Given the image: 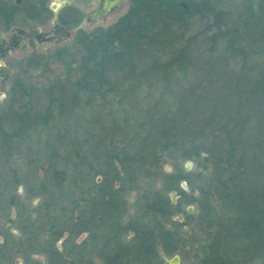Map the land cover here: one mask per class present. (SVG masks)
<instances>
[{"label": "trees", "instance_id": "obj_1", "mask_svg": "<svg viewBox=\"0 0 264 264\" xmlns=\"http://www.w3.org/2000/svg\"><path fill=\"white\" fill-rule=\"evenodd\" d=\"M129 3L128 12L108 28L96 30L94 35L74 37L72 44L79 56L74 57L72 63L78 78L71 83L69 92L73 99L66 105L76 109L84 96L87 105L100 98L109 107L122 106L127 95L144 99L145 103L152 96L145 111L156 115L159 125L154 127L153 117L151 121H139L136 132L119 134L120 141L112 140L117 133L114 127L106 128L99 138L100 151L91 147L85 150L82 143L75 145L78 151L72 152L75 158L72 166L66 165L69 172L68 169L55 170L54 175L60 174L61 179L69 180L103 172L118 176L113 164L118 161L127 181H132L133 177H152L155 184L157 180L160 182V187L147 192L161 193L175 187L173 174L166 173L163 168L169 163L168 156H173L177 162L198 160L203 154V161L213 166L210 177L213 183H207L203 192L207 196L213 192L216 199L215 204L209 200L207 223L219 226V235L210 244L211 261L214 264L224 262L223 255L227 257L231 252L241 259L240 263L246 258L264 259V171L257 167L262 164L264 169V134L251 138L243 131L244 124L253 116L250 103L261 76L257 70L249 68V60L252 57V60H264V0H130ZM194 23L204 24L198 32L202 35L185 38L184 33ZM207 29L213 33L207 35ZM63 49L57 51V57L66 54ZM197 52L199 55H222L224 65L235 61L239 71L237 81L227 93L235 92V104L229 102L232 109L226 104L221 116H209L205 121L195 120L197 112L189 110L187 101L180 97L178 102L167 98L174 82H183L182 93L193 88L195 91L202 89V82H198L197 87L189 83L195 77L187 70L191 57ZM139 70L141 74L150 73L151 80L138 76ZM174 73L178 77L175 78ZM245 77L246 87L236 85ZM62 86L57 83L47 87L42 92H45L43 99L47 106L42 114L32 116L29 105L33 87L27 90L24 84L16 85L13 99L19 102L26 98L27 104L23 111L9 108L0 114V146L10 148L14 141L25 138V126L29 121L34 129L55 122L53 105L57 114L64 117L61 100L68 90L63 91ZM144 87L148 92L142 97L138 93ZM107 93H111L110 98ZM164 98L167 99L164 101ZM197 114V118L202 117ZM99 120L94 118L95 122ZM91 135H86L85 140H90ZM127 138L129 141L125 143ZM208 138L213 143L204 141ZM51 149L56 153L55 148ZM65 180L59 179L56 185L60 186ZM9 199L7 205L11 204ZM144 207L153 208L149 203Z\"/></svg>", "mask_w": 264, "mask_h": 264}, {"label": "flooded vegetation", "instance_id": "obj_2", "mask_svg": "<svg viewBox=\"0 0 264 264\" xmlns=\"http://www.w3.org/2000/svg\"><path fill=\"white\" fill-rule=\"evenodd\" d=\"M126 1L105 19L86 18L75 28L81 22L75 8L89 14L97 0H0V87L25 85L10 75L44 65L76 35L108 28L111 24L103 25L114 15L122 12L116 22L128 12ZM11 100L17 101L10 97L9 104ZM113 164L118 176L103 172L73 178L79 193L80 183L90 181L70 208L52 211L45 202L39 212L20 209L11 197L9 210L0 212V264H211L210 244L219 226L207 223L208 207L203 209V201L216 200L213 192H203L207 182L213 183L203 182V175L212 171L203 154L198 160L167 164L164 171L173 174L175 187L161 193L147 192L160 187L152 177L127 181L120 163ZM145 202L153 208L144 207ZM225 262L219 264H229Z\"/></svg>", "mask_w": 264, "mask_h": 264}, {"label": "rangeland", "instance_id": "obj_3", "mask_svg": "<svg viewBox=\"0 0 264 264\" xmlns=\"http://www.w3.org/2000/svg\"><path fill=\"white\" fill-rule=\"evenodd\" d=\"M125 4L127 5L126 0ZM121 13L122 12H119L117 15H114L110 22L104 24L103 26L113 24ZM201 27H204V24L203 26L199 23L191 24L189 30L184 33L185 38L190 37L191 35H202V33H198ZM209 29L206 30L207 35L213 33V31ZM70 43L63 47V50L67 52L62 58L57 57L58 52H56L55 54L48 57L49 59L46 64L38 67L31 66L27 72H19L16 70L10 75V77L16 76V80L21 79L19 81H23L25 83L27 90L28 88L30 90L33 87L34 92L32 94L33 96H31V104L29 105L32 116L42 114L44 108L47 106L43 99L45 92L42 93L47 87L59 83L63 85V91H68L63 93V99L61 100L63 103L64 117L63 115L61 117L57 114V110H55L56 107L53 105L52 114L54 118L53 120L55 122L43 126L42 128L39 127L38 129H34V127L31 125L32 121H29L25 126V130L27 132L25 138L18 140V142H13V139V145L10 148H3L0 146V212L9 210V205L7 204L10 200L9 198L11 197H15V199H17L19 204L18 207L20 209L28 207L35 210L37 209L39 212V210L45 208V202L48 204L50 203L46 207H49L52 209V211L57 210V208L60 206L70 208L72 206V199L76 200L78 197L82 198L83 195H85V189L88 185V181L90 180L88 178L86 179L87 182L85 181V183H80L82 188L80 189L79 193L78 191L75 192L76 186L73 184V179H61L62 176L60 174L55 176L54 171H67L68 168H66V165L68 167L72 166V161L75 159L72 152L74 151L76 154L78 151L75 145L82 143V147H84L85 150L91 147L92 149H97L100 151L101 146L99 138L100 135L104 133L106 128L108 129L109 127H114L118 135L115 132L116 134H114L112 140L115 139L116 141H120L119 134H130L136 132V124L139 121H151L153 117V124L155 123L154 127L157 128L159 125L157 122L158 117L156 115H149L148 112L145 111V106H148V104H151L152 102V96H149L148 102L145 103L144 99H138L137 97L135 98L133 95H127L125 97V94L124 104L122 106H116L113 104L110 107L102 103L100 98L95 99L93 104L87 105L85 103L86 97L84 96V98H81L80 107L73 109L70 104L66 105V102H72L73 99L71 93L69 92L71 83L78 78V75H76L74 71V67L76 66L72 63V59L74 57H76V59L78 58L79 51L73 47L72 43ZM252 59L249 60V68L254 69L255 71L257 70L261 76H259V88L255 92L256 95L250 103V108L253 110V116H251L250 119L244 124L243 131L251 138H255L257 135L264 134V60ZM223 60L224 57L222 55H199L197 52L191 57V62L187 70L195 77V80L191 79L189 83L194 84V87H197L198 82H202V89L200 91H195V88H193L191 91L188 90L185 91V93H182L181 85H183V82L179 81L180 84L174 82L173 86L171 87L172 93L168 95L167 98L169 100H173L174 102H178L179 97L184 101H187L189 110H194L202 115L203 118L201 117V119L199 117V119L197 118L198 114L195 112V120L197 121H205L207 117L209 118V116H221L223 113L222 110H224L223 107L226 104H229V102L235 104L233 94L235 92L230 95H227V93L229 92V89L233 83L237 81V76L239 73L235 66V61H231L232 64L224 65ZM224 66H226L227 69H225ZM140 70L137 73L138 76L151 80L152 75L150 73L141 74ZM18 72L19 74H17ZM206 72H208V77L205 78L203 82ZM174 76L175 78L178 77L176 73H174ZM241 79L242 80L240 82L242 83L239 82L236 85L244 88L247 85L245 84V79L247 78L245 77ZM252 79L255 80V77ZM176 84L178 86H176ZM251 85L252 87L255 86L254 83ZM15 86L16 85L11 87L10 84H7L5 87H0V112L4 113V111L8 110L9 108L16 109V111L24 110V107L27 104L26 98H23V100L19 102H12L11 100V104H9L10 97L13 96V89L16 88ZM160 86L161 85H158L157 87ZM123 90L124 89L119 90L120 95L122 94ZM139 90L140 92L138 94L142 97H144L148 92L146 87ZM110 95L111 93H107V98H110ZM167 98H164V101ZM225 99H227V101ZM250 108L247 110L251 111ZM230 109H232V106ZM95 117L100 119L99 122L94 121ZM32 119L33 118L31 117V120ZM5 130H7V127H5ZM143 131L144 129L142 132ZM88 134L92 135L90 140L87 141L85 138ZM108 141L109 140L106 142L109 144ZM128 141L129 138H127V140L124 142L128 143ZM204 141L207 143H213V140L209 138ZM46 142H48V144ZM51 148H55L56 153H53ZM167 159L169 160V163H165L163 168H165L167 164H172L174 162L173 156H168ZM205 163L208 164L206 161ZM209 164L211 165L212 169V164ZM257 167L258 169H262V171H264L262 164H259ZM193 169L191 172L195 171ZM262 176H264V173ZM56 177L65 181H62L63 183L60 186H57V181L55 180ZM210 177H212L211 173L206 172V174L203 175V182H207V179L210 180ZM156 183L157 185H160L158 180ZM3 185L6 188H4ZM59 188H61V190H59ZM18 189L20 190L18 191ZM59 194L62 195V198L60 199H58ZM132 197L133 196H130V198ZM52 203L54 207L52 206ZM210 203L215 204L216 202L211 200ZM208 205L209 201H203V209H206ZM2 231L3 233H6L4 228ZM210 238L211 237L207 239L203 238V243L206 242L208 244L210 242ZM223 257L224 260L229 264H264L263 258L250 261L248 258H246L244 259L245 262L240 263L239 261L241 259L235 256L233 252L229 253L227 257L223 255Z\"/></svg>", "mask_w": 264, "mask_h": 264}, {"label": "water", "instance_id": "obj_4", "mask_svg": "<svg viewBox=\"0 0 264 264\" xmlns=\"http://www.w3.org/2000/svg\"><path fill=\"white\" fill-rule=\"evenodd\" d=\"M120 1L121 0H97L96 9L89 14L83 12L79 8H75L76 11L79 13V17L81 20V22L75 25V28L79 27L86 18L89 20H93L95 18L105 19V17L109 13L113 12L119 6ZM190 164V162L187 163V168L190 167Z\"/></svg>", "mask_w": 264, "mask_h": 264}]
</instances>
